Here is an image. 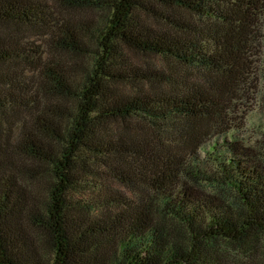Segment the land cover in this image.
<instances>
[{
  "label": "trees",
  "instance_id": "obj_1",
  "mask_svg": "<svg viewBox=\"0 0 264 264\" xmlns=\"http://www.w3.org/2000/svg\"><path fill=\"white\" fill-rule=\"evenodd\" d=\"M263 49L264 0H0V264H264Z\"/></svg>",
  "mask_w": 264,
  "mask_h": 264
},
{
  "label": "rangeland",
  "instance_id": "obj_2",
  "mask_svg": "<svg viewBox=\"0 0 264 264\" xmlns=\"http://www.w3.org/2000/svg\"><path fill=\"white\" fill-rule=\"evenodd\" d=\"M49 5H52V1H48ZM93 15H101L99 13L92 12ZM264 53V49L262 50ZM252 62H253V58ZM263 62V64H262ZM257 66V65H256ZM258 71L253 75V66L251 74L249 76L248 86L250 87L247 101H242L240 103L244 104L243 108L238 114V118L241 119L243 125H245V133L252 137L253 139H259L261 134L264 132V54ZM260 73L263 75L260 76ZM264 154V152H261ZM84 196L82 193H73L71 198L74 202H81L87 200L88 194ZM235 255V253L233 252ZM240 256H238L239 258Z\"/></svg>",
  "mask_w": 264,
  "mask_h": 264
}]
</instances>
